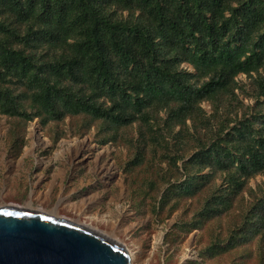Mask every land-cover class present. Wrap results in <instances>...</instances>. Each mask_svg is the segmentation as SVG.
Segmentation results:
<instances>
[{
    "label": "rangeland",
    "instance_id": "obj_1",
    "mask_svg": "<svg viewBox=\"0 0 264 264\" xmlns=\"http://www.w3.org/2000/svg\"><path fill=\"white\" fill-rule=\"evenodd\" d=\"M258 78L240 74L183 125L170 118L174 104L125 127L85 114L46 121L0 112V206L84 225L122 244L131 264H264V173L246 178L188 162L240 120L261 129ZM21 103L36 111L29 98Z\"/></svg>",
    "mask_w": 264,
    "mask_h": 264
},
{
    "label": "trees",
    "instance_id": "obj_2",
    "mask_svg": "<svg viewBox=\"0 0 264 264\" xmlns=\"http://www.w3.org/2000/svg\"><path fill=\"white\" fill-rule=\"evenodd\" d=\"M263 68L264 0H0V112L9 116L85 114L125 127L174 104L170 118L183 125L240 74L259 75L264 99ZM253 121L240 120L188 162L264 173V123L256 132ZM257 208L264 212V200Z\"/></svg>",
    "mask_w": 264,
    "mask_h": 264
},
{
    "label": "water",
    "instance_id": "obj_3",
    "mask_svg": "<svg viewBox=\"0 0 264 264\" xmlns=\"http://www.w3.org/2000/svg\"><path fill=\"white\" fill-rule=\"evenodd\" d=\"M0 264H131L127 249L53 213L0 206Z\"/></svg>",
    "mask_w": 264,
    "mask_h": 264
},
{
    "label": "bare ground",
    "instance_id": "obj_4",
    "mask_svg": "<svg viewBox=\"0 0 264 264\" xmlns=\"http://www.w3.org/2000/svg\"><path fill=\"white\" fill-rule=\"evenodd\" d=\"M28 208V207H27ZM29 209H32V208H29ZM132 256V255H131Z\"/></svg>",
    "mask_w": 264,
    "mask_h": 264
}]
</instances>
